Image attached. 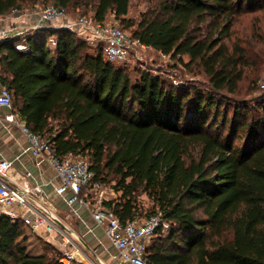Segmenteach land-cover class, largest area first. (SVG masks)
<instances>
[{"label":"trees","instance_id":"1","mask_svg":"<svg viewBox=\"0 0 264 264\" xmlns=\"http://www.w3.org/2000/svg\"><path fill=\"white\" fill-rule=\"evenodd\" d=\"M38 1L0 0V16ZM41 1L91 11L98 22L109 14L125 21L131 5ZM150 1L137 24L128 22L132 36L179 61L189 55L185 65L202 66L209 89L175 86L147 70L133 80L73 30L46 26L0 41V81L58 154L86 157L96 180L115 182L119 196L104 203L122 222L157 212L171 222L154 237L148 264H264V91L254 105L234 100L230 109L227 95L243 74L224 42L244 4L263 0ZM143 193L153 203L145 213ZM32 236L42 239L1 216L0 264H63L47 240L33 252Z\"/></svg>","mask_w":264,"mask_h":264},{"label":"built area","instance_id":"2","mask_svg":"<svg viewBox=\"0 0 264 264\" xmlns=\"http://www.w3.org/2000/svg\"><path fill=\"white\" fill-rule=\"evenodd\" d=\"M17 11L12 13H18ZM112 15V18L103 22L83 15L70 19L66 9L48 5L34 10L28 17L34 16L37 19L33 29L46 26L73 30L99 49L104 59L111 63H129L142 59L143 51L152 47L134 38L132 33L118 22L115 15ZM23 27L25 26L0 25V41L21 33L20 29ZM50 41L52 45L57 44L56 37H52ZM18 47L25 46L22 44ZM2 109L7 110L3 119L19 126L26 136L28 150L41 162L46 161L54 170L55 177L59 180L54 191L66 204L69 216L82 219L80 209H87L94 224L102 228L114 248L115 252L110 255L113 260L121 264H148L147 253L154 237L159 230L169 229L171 222L160 212L122 222L116 212L102 201L103 191L96 194L98 201L93 199V193L100 190L103 184L95 179V172L91 169L89 160L74 154H58L51 140L44 134L33 131L15 110L12 93L5 86L0 88V110ZM11 167L12 162L0 156V217L7 215L13 220L20 219L37 235H41L43 229L48 233H56L58 240L54 245L65 247L59 256V261L63 264H104L100 258L97 261L91 259L81 248L86 239L61 218L44 188V183L25 184L11 178L7 180ZM31 177L33 175L30 171L22 175L26 181ZM89 232L96 234L92 227ZM100 243L101 247H108L102 241Z\"/></svg>","mask_w":264,"mask_h":264},{"label":"rangeland","instance_id":"3","mask_svg":"<svg viewBox=\"0 0 264 264\" xmlns=\"http://www.w3.org/2000/svg\"><path fill=\"white\" fill-rule=\"evenodd\" d=\"M264 3V0H263ZM155 5L154 1L150 0H131L129 13L125 16V21L117 19L118 22L131 32L135 26L128 27L129 21H133L136 24L139 22L141 14L147 11L150 7ZM46 5L41 0L36 5H26L22 10L17 12L25 13L29 15L36 9H42ZM244 12L237 16L234 25L230 30V34L225 37L224 42L228 48V52L240 59V69L242 70L243 78L239 82V89L236 94H228L230 97L227 103L230 109L234 106V100H245L251 105L256 103V98L264 91V5H257L256 1L246 2L243 6ZM84 11H72L67 10L68 17L75 19L77 16L82 15ZM88 17L92 15L91 11H88ZM113 15L109 14L108 18H112ZM30 18V17H29ZM130 23V22H129ZM33 26L28 24L20 29L21 33L17 35H26L29 31H32ZM78 35V34H77ZM80 38L82 36L78 35ZM83 39V38H82ZM24 42H19L18 45H22ZM90 45V52L95 53L98 49ZM242 56V59L240 58ZM142 59H135L129 63H114L119 67H124L130 74L133 80H136L140 72L147 70L153 74H159L169 83L175 86H194L203 90L209 89L211 84L209 77L206 75L202 66L193 65L187 67L185 63L190 61L189 55H183L182 61L177 58L171 57V55L163 54L152 48L147 51H143ZM231 103V105H230ZM226 105V104H225ZM115 182L102 183L103 187L93 193V199L98 201L96 194L101 191L104 192L102 201L117 198L119 193L114 189ZM92 200V198H89ZM141 208L143 212H149L153 205L147 194L143 193L139 197ZM34 233V232H33ZM33 252H40L44 250L45 239H38L36 236L31 237ZM51 247H46L49 251ZM46 250V251H47Z\"/></svg>","mask_w":264,"mask_h":264},{"label":"crops","instance_id":"4","mask_svg":"<svg viewBox=\"0 0 264 264\" xmlns=\"http://www.w3.org/2000/svg\"><path fill=\"white\" fill-rule=\"evenodd\" d=\"M36 22V17L31 16L29 18L26 14L19 15L18 13H10L0 16L1 26H27L28 24L33 26ZM59 23H57V25ZM2 86L3 84L0 81V88ZM6 111V109L0 110V156L12 162V167L8 171L9 177L6 179L23 181L25 184L44 183V188L51 201L56 205L58 214L66 223L71 224V226L79 231L86 239V243L81 247L85 253L93 260L97 261L98 258L102 259L104 264H121L110 257L111 253H114L115 250L110 245L102 228L94 224L90 212L87 209H80L83 222L82 219L69 216L66 204L54 191L55 185L59 183V180L55 177L54 170L46 161L41 162L28 150V140L19 126L8 123L3 119ZM26 171H30L33 175V177L27 181L22 178V175ZM90 227L94 228L95 235L89 232ZM41 232L42 234L38 236L53 243V245L58 240L56 233H48L44 229ZM100 241L108 247H101ZM57 248L61 251L65 247Z\"/></svg>","mask_w":264,"mask_h":264}]
</instances>
